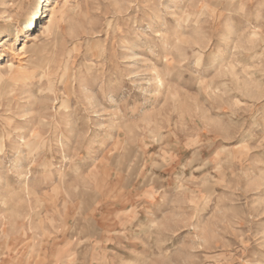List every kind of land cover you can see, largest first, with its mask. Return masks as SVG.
Instances as JSON below:
<instances>
[{"label":"rangeland","instance_id":"rangeland-1","mask_svg":"<svg viewBox=\"0 0 264 264\" xmlns=\"http://www.w3.org/2000/svg\"><path fill=\"white\" fill-rule=\"evenodd\" d=\"M0 65V264H264V0H0Z\"/></svg>","mask_w":264,"mask_h":264},{"label":"bare ground","instance_id":"bare-ground-1","mask_svg":"<svg viewBox=\"0 0 264 264\" xmlns=\"http://www.w3.org/2000/svg\"><path fill=\"white\" fill-rule=\"evenodd\" d=\"M53 9H54V7H50V8H48V7H46V9H45V12H47V14L45 15V18H47L48 16H49V14L50 13H52V11H53ZM51 19V18H50ZM50 26H52V24H51V20H50V22L48 23V25L47 26H41V28L42 27H44V30L45 31H48L49 29H50ZM26 46V45H25ZM23 63V62H22ZM2 68V66L0 65V69ZM22 68V67H21ZM11 68L9 67L8 68V71H9V77H8V81H12L13 79H14V76H13V73H14V71L13 72H11ZM7 80L4 78V76H2L1 74H0V86L2 85V84H4L5 82H6Z\"/></svg>","mask_w":264,"mask_h":264}]
</instances>
